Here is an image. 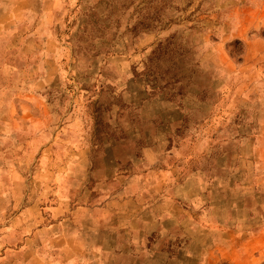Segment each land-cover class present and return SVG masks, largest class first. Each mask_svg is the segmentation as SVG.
Segmentation results:
<instances>
[{
	"label": "rangeland",
	"instance_id": "rangeland-1",
	"mask_svg": "<svg viewBox=\"0 0 264 264\" xmlns=\"http://www.w3.org/2000/svg\"><path fill=\"white\" fill-rule=\"evenodd\" d=\"M78 226L83 264H264V0H0V264Z\"/></svg>",
	"mask_w": 264,
	"mask_h": 264
},
{
	"label": "crops",
	"instance_id": "crops-1",
	"mask_svg": "<svg viewBox=\"0 0 264 264\" xmlns=\"http://www.w3.org/2000/svg\"><path fill=\"white\" fill-rule=\"evenodd\" d=\"M74 224H79V222H75ZM78 228V229H77ZM81 227H75V234L63 236L61 233H57L55 238H50L47 240L49 243L54 244L58 247L59 251L65 252L66 254V264H83L85 263V255L83 254V250L85 251L84 239L80 236L81 232L79 231ZM53 230V229H52ZM49 231V230H47ZM80 236V237H79ZM142 249V246L140 247ZM99 253V264H106L105 257L113 256L114 262L113 264H123L122 259H129L125 264H133L132 258L135 259V247H131L129 252L126 249L122 248V244L115 246L110 249H102L98 248ZM139 264H146L145 261L140 262Z\"/></svg>",
	"mask_w": 264,
	"mask_h": 264
}]
</instances>
